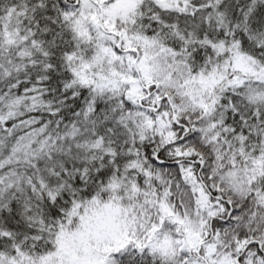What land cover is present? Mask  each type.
I'll list each match as a JSON object with an SVG mask.
<instances>
[{"label": "snow or ice", "instance_id": "6c2138e0", "mask_svg": "<svg viewBox=\"0 0 264 264\" xmlns=\"http://www.w3.org/2000/svg\"><path fill=\"white\" fill-rule=\"evenodd\" d=\"M0 264H264V0H0Z\"/></svg>", "mask_w": 264, "mask_h": 264}]
</instances>
